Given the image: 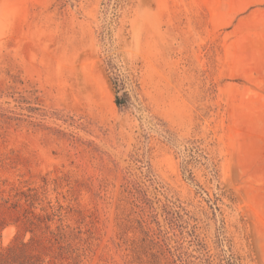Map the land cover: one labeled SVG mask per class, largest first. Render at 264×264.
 Here are the masks:
<instances>
[{
	"label": "rangeland",
	"instance_id": "1",
	"mask_svg": "<svg viewBox=\"0 0 264 264\" xmlns=\"http://www.w3.org/2000/svg\"><path fill=\"white\" fill-rule=\"evenodd\" d=\"M57 264H264V0H0V246Z\"/></svg>",
	"mask_w": 264,
	"mask_h": 264
},
{
	"label": "trees",
	"instance_id": "2",
	"mask_svg": "<svg viewBox=\"0 0 264 264\" xmlns=\"http://www.w3.org/2000/svg\"><path fill=\"white\" fill-rule=\"evenodd\" d=\"M37 243L32 239L29 243L21 241L5 247L0 246V264H57L54 260L44 259L41 253L36 252Z\"/></svg>",
	"mask_w": 264,
	"mask_h": 264
}]
</instances>
